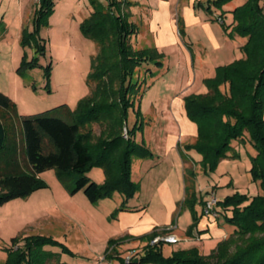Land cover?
<instances>
[{
  "label": "rangeland",
  "instance_id": "rangeland-1",
  "mask_svg": "<svg viewBox=\"0 0 264 264\" xmlns=\"http://www.w3.org/2000/svg\"><path fill=\"white\" fill-rule=\"evenodd\" d=\"M172 1L174 4L175 0ZM178 1L181 3L177 9L174 4L173 11L176 13L179 41L161 46L162 64L149 62L137 68L134 80L141 84L144 82L141 87L145 96L138 98L139 91L134 90L133 98L138 99L136 105L129 107L127 120L118 129L129 139L130 129L138 121L141 126L137 128L135 139L153 153L132 159V175L137 177L139 183L137 192L126 200L122 193L116 191L111 197L92 203L83 190L70 194L61 183L56 169L42 172L40 178L47 183L46 187L27 197L0 204V264H6L8 249L13 246L12 238L24 235H46L66 245H46L39 264H124L123 260L128 254L138 262L146 254L147 246L152 245L154 237L149 240L152 233H158L156 236L167 233L176 235V241L164 243L165 256L171 255L169 249L182 244H185L184 249L197 247L189 244L196 236L192 235L193 230L190 232L194 218L191 207L185 201L183 158L179 150V146L183 148L186 143L192 142L193 137L185 132L189 119L181 118L170 102L177 97L185 99L198 93L203 74L211 75L216 66L227 64L229 55H234L231 57L234 60L236 53V56L240 54V45L246 38L228 35L234 45L224 51L212 50L208 44L210 31L206 22L214 20L222 28L223 25L206 10L208 0L195 2L194 19H187L184 14L186 0ZM244 1L233 0L232 3L241 5ZM38 5L39 0H0V91L13 99L21 115L52 111L62 104L75 110L97 84L95 81L90 83L89 76L99 48L81 29L83 19L92 10L90 0H58L48 23L36 31L39 44L45 46L39 51L35 40L31 44H23L24 30L35 31L33 18ZM229 8L231 5L226 4L225 11L219 10L220 14H227L228 24L232 20ZM205 13L209 19L206 21L202 17L199 20V16ZM190 16L193 17L192 13ZM135 18L138 24L139 19ZM139 27L149 35L144 37V42L139 41V36H133L134 47H156V35H152L149 27ZM232 48L237 52H232ZM24 60L32 64L25 67ZM149 87L152 88L148 90ZM138 110L140 113H137ZM0 120L13 125L19 133L18 119L12 110L0 107ZM111 120L112 116L103 115L100 120L82 128L83 132L90 133L91 144H96L109 134ZM126 132L129 137L125 136ZM236 149L239 156L223 158L207 173H204L201 164L194 163L201 157L192 150L187 152L185 167H193L200 174L196 181L198 202L195 209H200L202 196L206 200L209 195H214L218 201H222L237 192L250 196L262 192L260 182L253 180L250 171V153L255 152L251 142L247 140L245 144H238ZM88 175L100 184L106 180L102 166L93 167ZM123 204L130 208H135L130 205H137L135 209L139 207L140 210H122ZM215 206L219 217H211L222 224L220 229H226L229 233L233 231L224 238L229 242L227 254L231 256L253 236L238 235L236 227L227 221L222 205L217 202ZM227 215H231V211H227ZM219 242L211 250L207 248L205 253L208 254L205 255L216 249ZM146 264L157 263L151 261Z\"/></svg>",
  "mask_w": 264,
  "mask_h": 264
},
{
  "label": "trees",
  "instance_id": "trees-1",
  "mask_svg": "<svg viewBox=\"0 0 264 264\" xmlns=\"http://www.w3.org/2000/svg\"><path fill=\"white\" fill-rule=\"evenodd\" d=\"M58 0H39L33 18L34 32L26 28L23 44L37 41L38 51L45 46L38 42L37 32L48 23ZM233 0H208L205 5L210 14L224 10ZM200 2L199 4H201ZM204 4V3H202ZM92 10L81 23L83 33L98 45V53L92 62L89 81L96 87L83 98L77 109L62 104L52 111L21 115L16 103L0 91V107L12 110L18 119L20 131L0 120V204L11 199L27 197L46 187L40 174L56 169L57 175L70 194L83 190L92 203L111 197L119 191L130 199L139 188L132 177L131 163L135 156L147 157L152 151L135 139L138 121L130 129L126 139L119 127L127 120L128 109L136 105L134 90L144 93L143 83L134 80L137 68L145 63L162 64L158 48H135L132 37L139 33L138 25L130 20L126 11L132 5L129 0H90ZM233 21L221 23L230 37L246 38L241 46V57L215 69L212 77L204 79L207 91L185 98V108L190 120L196 123L198 133L193 143L179 146L186 162L188 151L201 157L194 163L201 164L204 173L214 169L225 157H237L236 145L249 140L255 149L250 153L251 174L259 181L262 192L253 196L237 192L218 201L226 213L227 221L235 232L251 240L233 255L227 254L229 242L224 239L209 255L197 247L175 250L170 256L163 253L164 242L148 245L147 252L138 262L124 264H264V0H245L236 6ZM221 15H224L222 12ZM1 24V21H0ZM1 27V25H0ZM180 33L182 32L179 26ZM42 46V48H41ZM23 66L32 63L24 60ZM148 70L151 71L150 68ZM50 77V72L47 74ZM142 86V87H141ZM137 113H140L139 110ZM110 115L109 134L96 144L89 142L90 133L82 128L102 116ZM95 166H102L106 180L98 183L88 175ZM195 168L184 172L186 198L197 226L200 216L197 201ZM203 202V199L200 201ZM206 203V202H205ZM120 209L128 210L125 204ZM216 211L219 213L215 206ZM231 211V215H227ZM219 217V216H218ZM158 233L149 235V240ZM23 242V244H21ZM6 264H39L46 245H62L46 235H24L12 238ZM110 249V246L108 247Z\"/></svg>",
  "mask_w": 264,
  "mask_h": 264
},
{
  "label": "crops",
  "instance_id": "crops-1",
  "mask_svg": "<svg viewBox=\"0 0 264 264\" xmlns=\"http://www.w3.org/2000/svg\"><path fill=\"white\" fill-rule=\"evenodd\" d=\"M129 1L132 2V5L129 8H127L129 10V12L127 11V9H126V11L130 14V20L137 24V22H136L137 20H135L136 19L135 16H136L139 19L138 24H137L138 27L143 26L145 29L147 27L150 28L152 35H154V34L156 35L154 42H155V45L158 48L159 52H162L160 50L161 46H163L165 44L169 46V44H171L172 42L178 43V41H179V35H177L178 27L176 25V13H174V11H173V5L176 4L175 8L177 9V6L181 3V1L175 0L174 4H173L172 0H129ZM196 1L197 0H186L187 4L184 6V11H185L184 14H185V16H187V19L188 18L194 19L196 17V14L194 15V9H195L194 5H195ZM228 5H231V9L229 8V10H233L236 6H238L240 4L239 3H232V1H231L228 3ZM191 13H192L193 17L190 16ZM214 15H215L216 20H218V17L220 16L222 18V20H225V22L227 23V19H226L227 14L221 15L219 13V10L215 9ZM229 16L232 17V20H231V22H232L233 21L232 14H230ZM202 17H204L206 21L209 19L208 18L209 16H207L206 13L204 16L200 15L198 19L202 20L203 19ZM212 18H214V16ZM208 21L206 22V25H208L207 27L210 31V36L208 38L209 39L208 44H210L212 50L222 49L224 51L227 47L234 45L229 40L230 37L228 36L224 27L222 28L221 26H219L217 24V22L214 20H212L213 22H210V20H208ZM148 35L149 34H147L146 32L145 33L142 32L140 30V27H139V33L137 34V36H139L140 42H144V39H145L144 37H146ZM237 38H238V36H237ZM245 41H246V39L244 40V43H245ZM147 42L149 44H151L150 40H147ZM230 42H231V44H229ZM242 45H240V47ZM233 48H234V46H233ZM233 48H232V52H237V51H233ZM236 55H237V53H236ZM236 55L234 57L235 59L241 57V55H242L241 50H240V54L238 56H236ZM232 56H234V55H231V56L229 55V57H228L229 60L227 61V64L233 60L231 58ZM216 67H215V69H216ZM151 71H152V69H151ZM214 74H215V72L214 73L212 72L211 75L210 74L208 75L207 73L203 74L202 84H201L199 91H197L198 93H204L207 91V87L204 84V79L207 77H212V76H214ZM151 88L152 87H149L148 90ZM144 96H145V91L143 93V98H144ZM178 98L179 97L172 99L170 102V106L173 108V110L175 112L180 114L179 116H181V118H185V120L189 119L187 121V128H186V130L185 129L184 130H185L187 136L193 137V141L192 142L188 141V142L193 143L196 140L197 133H198L197 125L195 122L190 120V118L187 115L184 97L180 98V99H178ZM186 144H188V143H186ZM198 160H200V158H198ZM185 164L186 163L183 159V173L185 172ZM132 177L135 181H137L136 176L132 175ZM199 178H200V174L198 173V177H197L196 181H198ZM202 199H203V202H202L203 205L200 204V206H199L200 209H198V207H196L197 208L196 212L200 216L199 224H198V226H196L193 229V233H192V235H194L196 237H193V238L191 237L193 240H191L189 242V244H191L192 246H197L202 254H208V253H205V252H207L206 251L207 248H209L211 250L213 247L216 246L217 242L226 238L233 231H230V233H229L226 229H220L219 227H221L222 224L219 221H217L216 219H214L213 217H211L208 214L206 216V213H205V197L202 196ZM130 206H134L136 208L137 205H130ZM135 208L129 207V209L127 211L140 210L139 207H138V209H135ZM122 215H125V213H122ZM213 222H216V223L213 224ZM129 226L130 225L128 224V227ZM223 228H225V227H223ZM203 231H206V232L203 233ZM184 245L185 244H182V246H180V247H176V248L169 249V250L172 254V252L177 250V249H183ZM164 247H165V244L162 248L163 250H164Z\"/></svg>",
  "mask_w": 264,
  "mask_h": 264
},
{
  "label": "built area",
  "instance_id": "built-area-1",
  "mask_svg": "<svg viewBox=\"0 0 264 264\" xmlns=\"http://www.w3.org/2000/svg\"><path fill=\"white\" fill-rule=\"evenodd\" d=\"M218 20L220 22L223 21L220 16L218 17ZM125 136L129 137L128 132L125 133ZM205 202H206L205 203V212L208 215L217 218L219 216V213L215 209V205L218 202L216 196L209 195L207 197V199L205 200ZM176 240H177L176 235H174L173 233H167V234H164V235H158V236L154 237L151 240V244L152 245H156V244H159L160 242L172 243V242H174ZM125 260H126L127 263H131L132 261L136 260V258L134 256H132L131 254L130 255L128 254Z\"/></svg>",
  "mask_w": 264,
  "mask_h": 264
},
{
  "label": "water",
  "instance_id": "water-1",
  "mask_svg": "<svg viewBox=\"0 0 264 264\" xmlns=\"http://www.w3.org/2000/svg\"><path fill=\"white\" fill-rule=\"evenodd\" d=\"M137 261V260H136Z\"/></svg>",
  "mask_w": 264,
  "mask_h": 264
}]
</instances>
